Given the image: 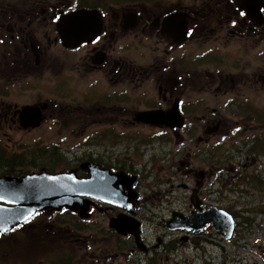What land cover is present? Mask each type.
Wrapping results in <instances>:
<instances>
[{
	"label": "flooded vegetation",
	"instance_id": "1",
	"mask_svg": "<svg viewBox=\"0 0 264 264\" xmlns=\"http://www.w3.org/2000/svg\"><path fill=\"white\" fill-rule=\"evenodd\" d=\"M5 4L0 3L2 23H9L7 31L13 32V41L17 31L26 51L29 47L33 52L32 68L44 67L47 48L59 45L61 60L55 58L50 67L62 68L56 75L50 74L52 78L62 82L60 76L64 74L77 77L83 73V79L88 72H94L105 83L103 91L90 92L79 98L78 104L72 103L74 99L62 97L61 83L56 90L58 96L45 97V102L30 105L23 112L21 109L25 106L14 109V105L1 99L0 132L5 136L8 137V131L3 124L7 129H13L16 124L24 129L36 128L32 125L36 108L41 112L40 124L54 119L57 125L60 122L57 116H60L62 122L68 118L80 121L79 130L95 121L110 127L115 122L157 127L168 143L174 140L178 145L176 149L172 144L169 150V167L186 168L189 179L193 175L197 177L192 186L181 182L190 191L192 214L211 206L222 208L212 200L214 193L224 199V189L233 185V179H249L254 170L264 168V48L254 46L257 42L264 45V0H73L72 3L39 0L25 3L22 10ZM30 16L44 23L45 46L32 34ZM48 25L52 26L51 30ZM82 38L87 41L76 47L64 44L65 40ZM146 40L151 41V48L148 52H139L140 42ZM222 47L227 51L246 50L247 58H229L220 52ZM76 50L83 53L73 60L68 51ZM22 58H28L27 52ZM253 96L258 100L255 105ZM241 99H245L243 104ZM30 108L34 110L29 113ZM197 149L199 153L195 152ZM57 154L51 157L52 161L62 160L61 154ZM117 156L110 154L106 161L90 157L79 164V169L59 171L75 170L81 178L100 170L111 175L109 181L120 197L118 202L85 196L92 201L88 215L99 204H106L116 212L110 221L119 215L129 220L128 216H140L144 211V204L140 206L139 201L144 187L139 181L136 183L143 178L128 158ZM197 156L200 161L194 163L192 159ZM19 157L22 156L16 159ZM34 157L42 160L45 156L40 158L34 154ZM7 164L0 159V167ZM42 169L57 173L47 167L39 170ZM214 185H220L218 190ZM45 212L35 213L23 225ZM54 221L49 222L53 228ZM239 225L240 222L235 223L230 239L225 235L229 230L223 232L212 223L203 225L202 229L178 230L185 232L180 241H191L207 253L208 245L224 250L223 238L231 241ZM124 235H129L132 246L135 245L132 254L136 249L149 254L150 249L139 248L132 234Z\"/></svg>",
	"mask_w": 264,
	"mask_h": 264
},
{
	"label": "rangeland",
	"instance_id": "2",
	"mask_svg": "<svg viewBox=\"0 0 264 264\" xmlns=\"http://www.w3.org/2000/svg\"><path fill=\"white\" fill-rule=\"evenodd\" d=\"M36 1L39 0H0V3L22 10L25 3ZM30 18L32 34L45 46L47 39L43 37V21L34 16ZM14 24L17 28V23ZM8 26L9 23H2L0 14V102L5 99L14 105V109L28 104L36 105L45 102V97L58 96L56 90L61 83L62 97L74 99L72 103L78 104L79 98L105 89L101 76L94 72H88L83 79V73L77 77L64 74L60 76L62 82L59 78H52L50 74L56 75L62 68L59 65L50 67L55 58L61 60L59 45L47 48L44 67L35 65L32 68L35 61L33 52L29 47L26 51L17 31L14 32L15 40L11 39L13 32L7 31ZM48 28L51 30L52 26L48 25ZM85 41L87 40L81 43ZM254 46L264 48L259 42ZM150 48V40L141 41L139 52H148ZM26 52L28 58L23 60L22 56ZM220 52L229 58H247L246 50L240 51L238 48L227 51L226 47H222ZM68 53L71 59L76 60L83 50ZM251 99L254 105L258 103L255 96ZM243 100L245 99L240 100V104H243ZM57 118L60 120L57 125L52 119V122L44 121L45 124L32 129L21 128L18 124L13 129H7L6 124H3L8 137L0 132V159L7 162L8 166L0 167V175L31 173L45 167L57 172L79 169V164L90 157L106 161V156L110 154L128 158V162L137 166L135 169L143 178L136 183L139 181L144 187V195L139 200L140 206L144 204V211L142 215L134 216L141 220L142 238L149 246V254L139 249L132 254L135 245L132 246L131 237L122 235L110 225V218L116 216V212L113 213L106 204H99L93 213H87L84 217L80 216L79 211L69 210L68 207L61 210L43 209L46 212L41 216L31 219L26 225H19L14 233L0 237V264H264V168L254 170L256 180L254 175L249 179H233V185L224 189V199L217 193L213 194L214 203L236 213L237 223L240 222V225L231 241L223 238L224 250L208 245L205 248L209 252L204 253L191 241H180L185 232L170 230L167 226L166 220L172 217L174 211L192 215L190 191L181 182L192 186L197 179L194 175L189 179L186 168L169 167V150L172 144L178 148L174 140L172 144L168 143L159 128L144 124L125 126L115 122L110 127L109 124L95 121L79 130L80 121L68 118L62 122L60 116ZM199 151L200 149L195 150L197 153ZM57 153L61 154L60 162L51 159L57 157ZM34 154L40 158L45 157L38 160ZM17 156H22L21 161H16ZM192 160L199 163L200 158L197 156ZM260 181L263 184H259ZM219 186L213 187L218 190ZM51 221L55 222H52L54 228L49 225ZM43 226L44 229L40 230ZM209 230L214 232L215 228ZM241 230L245 236L243 240H239ZM42 231L45 232L43 236L40 235ZM51 231L54 233L47 234ZM158 238H163L165 243L158 242ZM157 244L159 247H155Z\"/></svg>",
	"mask_w": 264,
	"mask_h": 264
},
{
	"label": "water",
	"instance_id": "3",
	"mask_svg": "<svg viewBox=\"0 0 264 264\" xmlns=\"http://www.w3.org/2000/svg\"><path fill=\"white\" fill-rule=\"evenodd\" d=\"M83 40L87 39L68 40L66 41L68 44L65 45L77 46ZM33 110L34 108H30L28 112ZM39 117V114L35 116L33 126L39 124ZM110 176L105 170L96 171L87 178H81L75 170L50 173L42 169L40 172L30 173L21 179L9 176L0 177V233L5 234L37 211L45 208L59 210L63 206H68L75 210L80 209L81 214L84 215L92 201L86 200L83 196L118 202L119 198L114 189H110ZM212 219L214 218L205 214L197 220L205 222ZM127 220L125 216L119 215L111 219V225L121 233L132 232L139 243L138 224L137 226L134 224L133 227L129 226L130 223ZM176 222L175 219L170 220L169 228H177L180 223Z\"/></svg>",
	"mask_w": 264,
	"mask_h": 264
},
{
	"label": "trees",
	"instance_id": "4",
	"mask_svg": "<svg viewBox=\"0 0 264 264\" xmlns=\"http://www.w3.org/2000/svg\"><path fill=\"white\" fill-rule=\"evenodd\" d=\"M21 159H22V158H21V157H19V158H18L16 161H17V162H19V161H21Z\"/></svg>",
	"mask_w": 264,
	"mask_h": 264
},
{
	"label": "snow or ice",
	"instance_id": "5",
	"mask_svg": "<svg viewBox=\"0 0 264 264\" xmlns=\"http://www.w3.org/2000/svg\"><path fill=\"white\" fill-rule=\"evenodd\" d=\"M4 231H7V229H4Z\"/></svg>",
	"mask_w": 264,
	"mask_h": 264
},
{
	"label": "bare ground",
	"instance_id": "6",
	"mask_svg": "<svg viewBox=\"0 0 264 264\" xmlns=\"http://www.w3.org/2000/svg\"><path fill=\"white\" fill-rule=\"evenodd\" d=\"M228 224H230L229 222H228ZM6 235V234H5Z\"/></svg>",
	"mask_w": 264,
	"mask_h": 264
}]
</instances>
